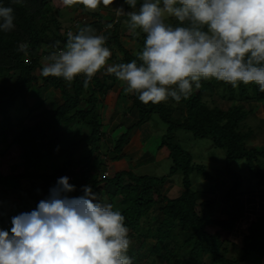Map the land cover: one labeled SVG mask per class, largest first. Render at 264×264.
Segmentation results:
<instances>
[{
	"label": "trees",
	"instance_id": "obj_1",
	"mask_svg": "<svg viewBox=\"0 0 264 264\" xmlns=\"http://www.w3.org/2000/svg\"><path fill=\"white\" fill-rule=\"evenodd\" d=\"M140 3L142 0L137 5ZM0 6L12 7L15 16L14 30L0 31V139L12 136L11 129L16 125L12 111L21 112L28 108L29 115H32L44 111L46 103L53 101L50 115L33 125H26L25 117L19 120L21 129L12 133L14 135L11 142L0 152V155H4L12 146H19L24 150L34 146L38 153L34 161L24 163L23 174L7 176L0 182L4 193L18 189L23 179L57 182L59 175L67 168L81 165L85 169L82 176L84 181L73 183L76 190L68 195L82 196L83 186L88 185L97 193L100 202L101 190L106 191L108 200L104 204H111L113 210L121 212L125 217V226L137 237L141 250L151 237L144 224L149 223L154 214L172 217L174 225L166 236L151 237L155 238V244L147 248L148 253L146 252L150 264H250L264 260V215L249 225L240 243L223 239L220 232L232 233L236 221H225L217 217V200L213 198L215 187L196 191L191 180L193 175H197L205 182L209 181L207 183H215L226 172L232 183L227 197L233 198L242 188L243 179L232 169V165L245 162L258 185L264 187V172L259 167L261 159H264V147L252 146L255 133L247 124L250 112L245 105L264 102V92L259 90L258 85L240 83L239 87L233 88L230 84L210 79L202 81L201 88L194 90L188 99L177 103L169 98L159 104H144L137 94L133 93L129 97L123 88L121 98L131 100L130 117L122 121L121 127L116 131H121L116 139V132L109 135V150L105 140L108 137L102 133L101 98L119 80L114 75L102 73L103 76L100 77L97 73L85 88L83 75L77 76L71 84L63 78L42 76L40 62L52 50L49 46L59 42L62 45L58 44V47L63 48L67 33L72 29H64L60 11L51 0H19L18 3L15 0H0ZM124 9L126 12L132 11L128 5ZM102 18L100 13L87 10L80 4L73 16L78 23L75 24L76 31L73 33L78 32L81 27L90 26L85 24L89 20L92 21L91 25H100ZM108 18L104 24V27L111 26L104 32L107 37L105 46L112 52L108 61L130 62L136 58L134 53L142 49L146 34L139 30L138 34L132 33L130 40L138 46L137 51H129L122 42L124 34L121 31V21L129 18L127 15L118 16L116 23L115 19ZM170 22L176 23L174 20ZM21 43L28 44L27 55L18 51ZM39 71L40 74L37 75ZM39 81L42 85H39ZM221 88L223 93L218 94ZM86 93L88 95L83 97ZM57 94L60 101L56 100ZM217 96L227 104L226 109L222 107L223 103L215 104ZM28 99L34 100L32 106L28 105ZM157 120L164 122L167 130L153 154L157 155L164 147L169 150L168 159L171 160L172 167L167 177L137 176L132 168L116 173L112 178L99 173L103 165L100 157L101 143L103 149H108L106 152L110 155V161L122 160L133 133L141 126ZM77 122L89 129L90 134L81 137L79 141H73L69 147L79 149L83 145H91L88 155L76 162L65 163V168L63 164L56 165L53 162L54 152L59 146L68 144L69 139L76 138L71 128ZM180 131L190 133L197 140L210 139L217 149L225 153L224 169L220 171L222 174L216 172L215 178L211 173L214 171L212 167L194 161L192 154L179 142L177 133ZM47 163L55 170L53 174L30 171L33 166L44 167L42 165ZM177 174L182 176L183 192L178 198L169 199L162 189ZM38 203L39 201L34 203L22 200L11 210L0 208V229L10 231L12 217L36 209ZM163 246L165 251L162 253L160 247ZM229 246L235 250L230 257ZM132 254L128 253L133 264H137L134 262L136 257Z\"/></svg>",
	"mask_w": 264,
	"mask_h": 264
},
{
	"label": "clouds",
	"instance_id": "obj_2",
	"mask_svg": "<svg viewBox=\"0 0 264 264\" xmlns=\"http://www.w3.org/2000/svg\"><path fill=\"white\" fill-rule=\"evenodd\" d=\"M124 2L132 11L120 7L117 15H127L131 32L146 34L135 59L108 64L107 37L85 26L69 31L63 48L59 42L49 46L41 75L68 84L83 75L87 88L104 69L144 104L169 98L179 103L210 79L233 88L256 84L264 92V0H142L139 7L138 0ZM62 3L95 11L114 0ZM14 20L13 8L0 6V31L14 30ZM18 51L27 55L28 44H19ZM75 190L69 177L58 178L36 209L12 217L10 231L0 229V264H133L125 217L99 203L91 186L70 197Z\"/></svg>",
	"mask_w": 264,
	"mask_h": 264
},
{
	"label": "rangeland",
	"instance_id": "obj_3",
	"mask_svg": "<svg viewBox=\"0 0 264 264\" xmlns=\"http://www.w3.org/2000/svg\"><path fill=\"white\" fill-rule=\"evenodd\" d=\"M51 1L53 5L55 6V8H57L60 11V16L63 22L62 24H63L64 29H72L71 32L76 31L75 24L77 25L78 23L74 21L73 16L76 12V9L78 8L80 4H77L71 8H68L63 5L62 0H51ZM117 1L120 2V0H117ZM124 5H127L124 1H121L119 4H116L114 2L112 5H109L108 7H104L103 5H101L97 10H95V12H98L104 16L109 14V16L111 17H109L108 19L112 18V16L115 15L114 19H117L116 17L117 8L124 7ZM137 7H139V5H137ZM127 21L128 19L121 21L122 22L121 29L125 31V35L122 38V42L129 51H134V50L137 51L134 47V45L136 44L130 40V36L132 35L133 32L129 30ZM64 29L63 31H65ZM59 45H62V43H59ZM119 55L122 56V54L120 53ZM108 64H115V63L112 61H108ZM98 73H99V76L102 77L103 72L99 71ZM39 85H42L41 81H39ZM117 85L120 88L126 87V84L121 81H118ZM222 93L223 92L221 88L218 94H222ZM132 95L133 93H130L129 97H131ZM85 96L86 95H83V97ZM101 99H102L101 100L102 103H104L105 102L104 96H102ZM130 101L128 99V101L125 102L124 104L122 101L118 100L117 94L114 93L112 96L107 98V102L105 104L112 108L113 106L119 107L120 113H123L125 115V118L126 117L128 118L130 114L129 113V108L131 105ZM222 101L223 99L217 96L215 104L221 105ZM52 102L49 100L44 106L45 107L44 111L36 112L35 114H32V115H29L28 108H26V110H23L21 112L12 111V116L16 123L15 127L11 129V131H13L12 133L15 134L21 129V127L19 126L20 125L19 120H22L24 117H25L24 123L26 125L31 126L34 123H36L39 119L49 116L50 115L49 111L53 108ZM33 104H34V100L28 99V105L32 106ZM245 105H246V108L250 107V103H246ZM104 106L105 105H103L101 109L102 122H103L102 133L105 134V137H106L107 135H109L108 123L110 120V114L112 112L109 111L107 107L104 108ZM247 124L253 129L255 128V125H256V123L251 118L247 120ZM71 129H72L73 134L76 135V138L69 139L68 144L59 146V149H56L54 152L53 162L56 165H60V166L63 164L62 166L64 168H65L64 166L65 163L72 162V161L76 162L79 158L88 155V150H90V147H91V145L86 144V145H83L79 149L70 148L69 146L73 141L75 142L79 141L81 137H84L90 134L89 129L84 128V126L80 122H77L76 124H74V126H72ZM166 130H167V126L161 120H157L156 122L152 121L150 124H145L140 128L139 132L146 133L145 136L147 139H146V143L145 142L143 143L145 145L144 149L141 150L140 153H138L139 159L135 160V161H141L140 166L137 169H133L134 173L137 176L149 175L151 177L161 178L164 176L167 177L169 175L170 169L172 167L171 160L166 159V160H162L161 162H158L156 160L158 154L157 155L153 154L154 149L161 142V138L163 135H165ZM119 132L121 131H118V133L116 132L114 134V139L118 137ZM12 133L10 134V136L14 135ZM11 137H9V139H3V140L0 139V152L6 149L7 143L11 142ZM177 137L179 139L181 146L192 154V157L195 162L205 163L209 165L210 167H212L214 171L211 173L215 178L217 177V175L215 176L216 172H219L220 174H222L220 171L224 169L223 165L225 164L224 163L225 153L221 151L220 149H217L214 146L212 140L210 139L197 140L193 138V136L190 133H187L185 131L178 132ZM105 140L107 141L105 142L108 144L107 146L109 147V150H111V143L108 141V138ZM144 140L145 138L143 139V141ZM259 142L260 143L264 142V139L260 138ZM102 145L103 143H101L100 157H101V160L103 161V165L99 171L100 174H103L104 177L112 178L116 173H119L121 171H129L131 169L129 167L130 161L132 162L133 159H135V157L133 158L130 157L128 159L126 157L119 161H110L109 160L110 155H108L106 152L108 149H105V148L103 149ZM163 150H164V153L166 154V157L169 156V150H167L166 147H164ZM134 156H137V155H134ZM37 157H38L37 149L34 146H30L29 149L27 150H24L19 146H12L9 152H6V154L4 155H0V182H3L7 176H10V175L15 176V175L23 174L25 171L24 163L29 160L34 161ZM42 166L44 167L33 166L30 168V171L38 172V173L44 172L47 174H53L55 172L53 167H51L50 164L48 163L43 164ZM260 167H263V165H260ZM232 169L235 172L239 173V175L242 177L243 184L247 186L252 185L254 176L251 175L249 171L247 170V166L245 162H238V163L233 164ZM84 170L85 169L81 165L70 166L69 168L65 170L64 173H61L59 177L60 178L65 177V176L69 177L70 184L83 183L84 180L82 176H83ZM87 176L88 174H86V177ZM191 180L193 184V189L196 191H202V190L214 188L213 183L206 184L204 180H202V178L197 175H193L191 177ZM206 182H209V181H206ZM168 183L170 184L175 183L178 185L177 187L182 189V176L179 174L174 175ZM55 185H56V181L45 182L42 180L23 179L19 183V188L16 189L15 191H9V193H4V188H0V208L11 210L15 205L19 204L22 200L26 202L36 203L42 199H45L49 194V189L54 187ZM168 185L166 184V186ZM164 188H165V191H164ZM164 188L162 189V191L166 192L167 188L165 186ZM170 195L171 194H169V196ZM107 200H108V194L106 193V191L101 190V201L99 203L104 204V202H106ZM173 225H174V221L172 217H169L168 215L156 216L154 214L150 222L144 224V228L149 229L148 233L150 234L151 237H160V236H166L167 233L169 232V229ZM220 234L221 236L224 237L223 239H228L227 232L221 231ZM128 237L131 241L128 253L132 252L133 253L132 255L136 257L134 258V262H137V264H150V260L146 258V254L148 253L147 248L155 244L153 240L155 238L150 237L148 239L147 245L144 248H142L143 250H141L140 244L137 242L138 241L137 237L133 236L130 230L128 232ZM229 247H230V252H229L228 257L232 256L235 253V250L231 246ZM160 248L163 253L165 251V247L163 246ZM250 264H264V260L261 263L252 262Z\"/></svg>",
	"mask_w": 264,
	"mask_h": 264
},
{
	"label": "crops",
	"instance_id": "obj_4",
	"mask_svg": "<svg viewBox=\"0 0 264 264\" xmlns=\"http://www.w3.org/2000/svg\"><path fill=\"white\" fill-rule=\"evenodd\" d=\"M117 1V0H116ZM114 1V2H116ZM126 5H124L123 8H125ZM120 8V7H119ZM125 10V9H124ZM126 12V10H125ZM122 16V15H121ZM124 16V15H123ZM111 17L109 14L103 15V18L101 19V24L100 25H91L92 21L89 20V22H85V24H89L90 28L93 29V34L95 35H103V33L109 29V27H104L106 18ZM118 18V15H116ZM115 18V15L112 16V19ZM115 19V23H116ZM122 33L125 35V31L122 30ZM135 43V42H133ZM134 45L135 49L137 48V43ZM41 67L43 66V59L40 62ZM103 75H109L106 74L105 70L102 71ZM40 73V71H39ZM37 73V75L39 74ZM102 75V76H103ZM118 83V82H117ZM123 88H120L117 84L114 85L105 95L104 97V103L103 105L104 108L107 107L109 111L112 113L110 114V120L108 123V128H109V135L112 136L114 132L119 130L121 127V123L124 121L128 120L129 117L125 118V115L123 113H120V108L113 106H107L105 103L107 102V98L112 96L114 93L117 94L118 100L122 101L124 104L127 102L126 100L121 98ZM86 96L88 95L87 93L85 94ZM57 94V101H60V97ZM52 100H54L52 98ZM223 103V101H222ZM224 104V103H223ZM117 105V104H116ZM224 109L227 108V104L222 105ZM103 108V110H104ZM250 112V118L256 123L255 128H254V138L252 141V146L255 147H264V142L260 143L259 139L262 138L264 139V102L260 103H250V107L247 108ZM105 112V111H104ZM123 121V122H122ZM105 126V125H104ZM107 127V126H106ZM142 127V126H141ZM140 127V128H141ZM140 128L138 131L134 132L129 145L127 146L124 154L125 158H133V161H130V168L132 169H137L141 161H135L139 159L138 153L141 152V150L144 149L145 145L143 144L144 142L146 143V133L144 132H139ZM144 133V134H143ZM109 135L108 141L110 140ZM145 140L143 141V139ZM137 140V141H136ZM110 142V141H109ZM168 150V149H167ZM137 155V156H134ZM169 156L166 157V154L164 153V150L162 149L156 158L158 162H161L162 160L168 159ZM260 165H263V167H260ZM259 167L262 172H264V159H261L259 163ZM248 170V169H247ZM247 179V178H246ZM205 182V181H204ZM206 184H209L205 182ZM169 184V185H168ZM165 187L167 188V191L164 192L165 195L169 199H176L178 198L183 190L177 187L178 185L175 183H168ZM247 184V183H246ZM213 186L215 187V192L213 198L217 200L216 202V215L219 219L229 221V220H235V227L232 233L228 234L227 233V238L231 242H236L240 243L242 241V237L246 234V229L249 227V225L256 221L258 217L264 215V187H261L258 185L257 181L255 178H253L252 185L247 186L243 184L242 188L236 192V194L233 196V198H228L229 190L232 188V183L230 182V178L227 176L226 173H223V176L219 177L215 183H213ZM214 189V188H213ZM165 191V188H164ZM169 194H171L169 196ZM172 196V197H171ZM235 197V199H234ZM242 212V213H240ZM225 232V231H223ZM223 237V236H222ZM224 238V237H223Z\"/></svg>",
	"mask_w": 264,
	"mask_h": 264
}]
</instances>
